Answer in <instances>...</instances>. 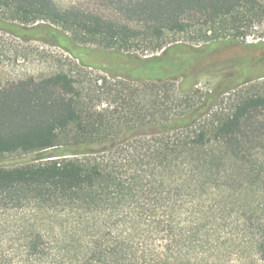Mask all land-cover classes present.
I'll return each mask as SVG.
<instances>
[{
  "label": "trees",
  "instance_id": "1",
  "mask_svg": "<svg viewBox=\"0 0 264 264\" xmlns=\"http://www.w3.org/2000/svg\"><path fill=\"white\" fill-rule=\"evenodd\" d=\"M104 1L0 0L16 35L138 57L0 88V264H264V87H186L174 55L264 43V0Z\"/></svg>",
  "mask_w": 264,
  "mask_h": 264
},
{
  "label": "rangeland",
  "instance_id": "2",
  "mask_svg": "<svg viewBox=\"0 0 264 264\" xmlns=\"http://www.w3.org/2000/svg\"><path fill=\"white\" fill-rule=\"evenodd\" d=\"M62 7L78 6L104 15L114 14V9L104 0H54ZM0 22V88L28 79L38 80L58 71L71 72L80 79H94L106 74L105 68L117 64L133 65L134 54L83 45L60 35V44L43 39L16 35L12 27ZM66 36V35H65ZM256 35H249L245 43L222 41L198 46H182L174 55L191 58L190 75L183 80L186 87L197 86L203 90L217 86L229 88L245 81L258 80L264 87V43ZM264 40V37L261 38ZM70 48L71 51H68ZM84 62L87 66H82ZM263 82V83H261ZM33 154L12 153L3 156L4 165L28 162ZM12 214V212H10Z\"/></svg>",
  "mask_w": 264,
  "mask_h": 264
}]
</instances>
